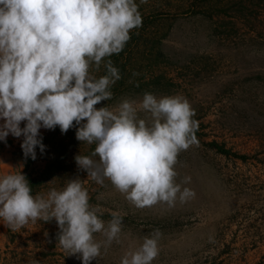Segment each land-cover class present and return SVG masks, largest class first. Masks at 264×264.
Here are the masks:
<instances>
[{"label": "clouds", "instance_id": "clouds-1", "mask_svg": "<svg viewBox=\"0 0 264 264\" xmlns=\"http://www.w3.org/2000/svg\"><path fill=\"white\" fill-rule=\"evenodd\" d=\"M145 2L0 0V142L22 137L23 156L35 160L36 150L46 149L41 129L58 127L65 134L75 128L77 141L95 145L90 155L75 156L78 169L97 184L107 179L138 209L174 207L195 197L184 186L191 177L177 182L175 166L182 151L198 144L199 129L191 104L179 94L145 92L139 101L104 104L121 78L107 58L119 54L132 30L142 26L139 4ZM102 66L105 74L97 77L92 70ZM89 199L79 177L34 196L22 171L0 175V221L12 231L55 221L56 243L81 264L96 261L122 232L121 215L112 212L104 221ZM97 233L103 241L95 239ZM161 236L159 229L145 235L119 264H153Z\"/></svg>", "mask_w": 264, "mask_h": 264}, {"label": "rangeland", "instance_id": "rangeland-1", "mask_svg": "<svg viewBox=\"0 0 264 264\" xmlns=\"http://www.w3.org/2000/svg\"><path fill=\"white\" fill-rule=\"evenodd\" d=\"M225 1L146 0L139 4L141 13L163 11L168 19L149 28V36H167L161 47L164 58L160 56L162 60L153 62L150 70L140 66L131 81L146 84L163 76L162 81L173 86L167 94L166 88L153 94H179L191 104L193 118L199 122L198 144L182 151L175 167L177 182L191 177L184 186L194 190L195 197L174 207L135 208L110 181L97 184L78 169L75 156L90 155L95 148L79 141L67 161L69 168L55 177L58 180L41 187L39 194H46L79 177L89 203L99 206L101 219L110 220L112 212L121 215L119 242L102 248L92 264H119L125 252L137 248L155 229L162 236L153 264H264V11H258V21L237 18L229 25L218 16ZM142 96L128 89L105 105L115 107L122 98L139 101ZM50 131L41 129L42 137ZM21 142L22 137L11 135L7 143L0 142V175L22 171L26 176L29 159L34 173L47 163L46 152L41 154L39 149L35 160L25 158ZM214 144L228 154L220 153ZM58 231L55 221L29 222L18 231L0 221V264H81L78 256L58 246ZM95 239L104 237L97 233Z\"/></svg>", "mask_w": 264, "mask_h": 264}, {"label": "trees", "instance_id": "trees-1", "mask_svg": "<svg viewBox=\"0 0 264 264\" xmlns=\"http://www.w3.org/2000/svg\"><path fill=\"white\" fill-rule=\"evenodd\" d=\"M259 10L260 12L264 11V0H227L220 7V15L218 16L220 18L225 17L223 22L234 25L237 18H240L239 20H247V22H253V20L258 21ZM141 15L143 21L142 26L132 30L130 34L131 39L127 42L124 49L119 54H114L107 58L119 70L121 77L111 88L113 93L112 99L128 89L141 95L145 92L155 93L154 91L156 90H164L166 88L163 92L167 94L169 93V88L173 86L169 85L170 82L169 84L163 82V76H158L156 79H149L146 84L139 81L137 85L136 82L132 83L133 81H131L132 74L140 66H142L140 70L145 68L150 70L154 66L153 62L162 60L160 56L164 58L161 47L164 37L167 35H151L153 33H150L151 36H149L148 32L149 28L155 27L156 24H161V21L168 19L164 18L163 11L157 12V10L151 11L150 14L141 13ZM237 31L236 29L234 32L236 33ZM92 71L97 77L105 74L103 66L99 71H95L94 69ZM141 83L145 84V86ZM42 142L46 146L45 158L47 163L45 166L40 171L34 173L30 171V159L26 164V171H29L26 178L32 187V194L34 196L39 193L43 185L52 181L58 174L69 168L67 161L78 147V141L75 138V128L70 129L65 134H61L57 127L55 130L50 131L48 136H44ZM214 146L220 153L228 154V151L223 147L217 144H214Z\"/></svg>", "mask_w": 264, "mask_h": 264}]
</instances>
